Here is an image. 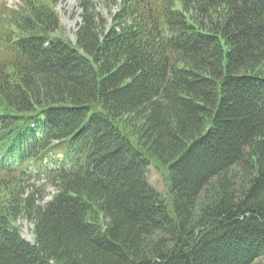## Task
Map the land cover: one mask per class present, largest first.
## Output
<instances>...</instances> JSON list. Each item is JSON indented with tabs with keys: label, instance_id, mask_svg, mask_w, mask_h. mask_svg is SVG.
I'll return each instance as SVG.
<instances>
[{
	"label": "trees",
	"instance_id": "trees-1",
	"mask_svg": "<svg viewBox=\"0 0 264 264\" xmlns=\"http://www.w3.org/2000/svg\"><path fill=\"white\" fill-rule=\"evenodd\" d=\"M21 1L0 7V264H264V0H79L74 41L58 0Z\"/></svg>",
	"mask_w": 264,
	"mask_h": 264
},
{
	"label": "rangeland",
	"instance_id": "rangeland-1",
	"mask_svg": "<svg viewBox=\"0 0 264 264\" xmlns=\"http://www.w3.org/2000/svg\"><path fill=\"white\" fill-rule=\"evenodd\" d=\"M97 5L98 11L104 14L106 17H109V13L106 8L105 0H94ZM3 3H6L8 7L17 9L22 4L21 0H0V7ZM56 10L59 13L61 23L63 25V33L75 40V34L78 28L79 23L81 22V10L79 9V0H58L56 4ZM111 21V18H109ZM150 183L158 189L164 196L168 197V185L166 178L161 171L156 166H150L149 175ZM56 192V189L53 187L48 188V194L46 200L53 198V194ZM45 200V201H46ZM22 225V235L29 241L34 239V223L28 220L27 218H21L18 221Z\"/></svg>",
	"mask_w": 264,
	"mask_h": 264
}]
</instances>
